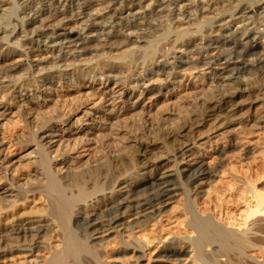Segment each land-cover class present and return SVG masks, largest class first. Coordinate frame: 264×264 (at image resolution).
Wrapping results in <instances>:
<instances>
[{"label":"bare ground","instance_id":"1","mask_svg":"<svg viewBox=\"0 0 264 264\" xmlns=\"http://www.w3.org/2000/svg\"><path fill=\"white\" fill-rule=\"evenodd\" d=\"M0 63V104L5 113L17 111L0 126L3 177L12 187L10 195L0 197V264H141L147 257L154 264H175L173 254L184 252L193 254V264H264V169L260 187L250 177L245 188L228 181L225 192L194 202L190 188L180 191L183 176L197 190L211 185L213 173L194 150L204 148L202 139L225 129L227 146H239L242 131L264 141V0H0ZM113 66L126 72L130 84H149L123 98L118 112L133 109L150 90H174L186 69L211 68L208 91L191 99L184 119L164 129L162 140L159 135L140 140L139 170L150 166L148 171L130 174L135 163L122 155L85 167L76 165L78 159L49 162V137L39 136L38 129L57 134L61 143L69 141L76 123L94 122V114L103 115L105 108L116 111L115 100L123 94L116 97L111 85L119 79L106 75ZM83 77L104 78L107 86L97 96L94 87L84 92L77 87L67 99L51 84L62 80L69 87ZM22 90L29 94L7 102L8 95ZM44 97L49 101H38ZM176 99L169 101L175 107ZM27 106L40 115V127L29 139L17 131L32 123L20 112ZM98 118L87 123L86 132L105 120ZM73 138L78 140L74 148L86 142L78 133ZM26 141H35L33 153L38 163L45 162V176L33 181L27 175L21 183L17 170L9 174L8 169ZM172 141L177 142L172 158L165 152L148 156L158 145L169 149ZM224 148L219 145L215 152ZM34 191L41 211L21 218L24 198ZM181 194L179 214L168 222L173 207L165 208ZM12 211L15 217L7 219ZM121 230L140 237L119 239L116 247L104 241Z\"/></svg>","mask_w":264,"mask_h":264},{"label":"rangeland","instance_id":"2","mask_svg":"<svg viewBox=\"0 0 264 264\" xmlns=\"http://www.w3.org/2000/svg\"><path fill=\"white\" fill-rule=\"evenodd\" d=\"M216 51L217 49H215L213 53L215 54ZM197 56L198 55L196 54L189 55V58L190 60L195 61L197 59ZM179 61L180 58L174 60L176 64H180ZM1 65L2 63H0V67ZM120 71L121 70L116 69L113 66L112 69L108 71V73L106 72V75L115 76L117 79H119L117 80L116 84L111 85V87H113L112 89L116 97H118L119 93L123 94L121 98L118 97L115 100V104L117 108L116 111L112 110V112H109L105 108L103 110V115L99 113L94 114L93 117L96 118L94 122L88 120V121H84L82 124L76 123L73 126V129L69 132L70 133V138L68 139L69 141L59 143L57 134L50 135L48 132L44 133L45 129L39 128L40 127L39 124L38 126L36 125V120L40 118V115H36L35 114L36 110L34 109L30 110L28 106L25 108H21L20 112L23 114L22 115L23 119L27 120L28 123L29 122L32 123L28 125L26 124V122L23 123L24 127L22 128L17 127V131L22 130L26 138L29 139L31 133L36 131L37 128H39L37 133L39 136L44 134L45 137H49L45 139V141H50L51 144L49 148L50 157L47 159L49 162H55L60 159H65V160L78 159L76 165L78 167H85L87 165L91 166L94 163H98L99 161L101 162L102 160H105L106 156L110 158V156L113 157V156L122 155L125 158L128 157L132 158L131 160L134 161L136 167L133 166L132 168H130V174L132 175L136 174L134 171L137 170L140 171L139 169L141 168V166L138 165V159L142 158L139 149L140 140H146L147 138H148L147 140L149 139L151 140L156 137H159L161 136L164 129H168L169 127H172V125H176L181 120L184 119L183 116L185 115V113L191 109V106L193 104L192 100H194V98L197 97V95L200 94L203 95L205 92L208 91L207 78L210 76L211 68H208L207 66H203V67L201 66L198 69H193V72H190L191 71L190 69H186L184 71L182 70L181 72H179L180 74H178L179 75L178 80L180 82L175 86L174 90L171 91L170 89H166V88H162L161 90L158 89L150 90L149 91L150 95H148L149 98L139 101V103L131 110L122 109L120 112H118L119 108L122 106L121 104L122 99L126 98L128 94L131 93V91L133 92V89L136 91L138 90L141 91L143 89L147 90L146 89L148 88L147 85H149L148 83H146L145 85H143L142 83H139L138 85H135V83L130 84L125 79L126 72L123 70L121 72ZM161 78H164V82L167 79L166 75L164 74H161ZM51 84L54 86L56 94L61 96L65 94L66 95L65 98L67 99L71 98V96H73L76 93L74 89L75 88L77 89V87L79 88L80 92H84L86 88L89 86L94 87L95 90L93 95L96 94L97 96L107 86V82H105L104 78L101 77H99L98 80L97 79L92 80L88 77L79 78L69 87H68L69 83L64 82L62 80L61 81L54 80L52 81ZM20 94L25 95L29 93L25 90H22L20 92H13L6 97L7 102L10 104L15 103L18 100V96ZM175 98H177L176 99L177 103L179 102L178 103L179 106H176L177 108L171 105V103L169 102L173 99L175 100ZM1 101L2 100H0V102ZM38 101L39 102L49 101V97L40 98ZM87 107L89 108L91 107V105L87 104ZM2 110L4 113L6 112L5 108L2 106V104H0V112H2ZM95 111H96L95 109L92 110V112ZM16 113H17L16 108H12V110L9 113L7 112L4 115L0 116V126L10 116H15ZM109 113H111V116H109ZM100 116L101 118L104 117L105 120L102 121L100 124L96 125L95 130L87 129L86 132L85 129L90 126L87 125V123H93L92 125H94L95 122L99 120L98 117ZM224 131L225 129H220L216 133H213L210 136L202 139L200 142L206 140L204 145L203 144L201 145L204 146V148L194 149V150H198L203 155L202 161L204 163V168L212 171L213 174L209 177L210 179H208L211 185L204 186L200 188V190H197L195 187L193 188L194 185V184L192 185V183L194 182L193 180H190L189 178L183 176L182 179L184 181V184L180 191L182 193V191L186 190L187 188H190L189 197L193 202L197 200L205 201L208 197L207 194H210L211 192H212L211 194L213 193L215 194L216 192L219 193L220 191L221 193H223V191L225 192V189L223 188L227 185L226 182L228 181L230 183H235L240 186L243 184L242 186L246 187V182L247 180L249 182V177H250V183L253 184L255 187H260V183H263L261 179L262 178L261 170L264 169V141H262L263 139H261L260 137L261 135H255V134L247 135L242 133L243 132L242 131L240 132L241 135L239 137L240 145L238 144L239 146L237 145L227 146V142L229 141L230 137H229V132H224ZM77 133L81 134V137L86 138V142L78 143L74 148L73 145L78 140L74 139L73 136L74 134ZM160 138L162 140V136ZM168 140L170 141L171 139ZM250 140L252 141V143H254V145L248 144V142L250 143ZM256 140L258 143H256ZM173 143L177 144V142L172 141L169 145L170 146L169 149L165 147H159L158 145V147L153 148L149 152L148 156L150 155V157H155L160 153L165 152L166 156L172 158L171 157L172 153L176 152L172 149ZM261 143L263 144L261 145ZM258 144L260 146H258ZM219 145H224L225 147L222 153L215 152V149ZM72 147L75 150L72 149ZM35 150H37L35 141L34 142L26 141L24 146L21 147V149H19L18 151H14L13 159H12L14 164L12 168L8 169V172L9 174H11L12 173L11 169H16L17 172L15 174L18 175L17 177V179L19 180L18 182L21 183L25 182L27 175L30 176L32 180L34 179L33 181H36L35 180L36 178L45 176L44 175L45 170H43L44 168L43 164L45 162L42 164L37 162L38 161L37 158H39V156L37 153L35 152L33 153V151ZM27 155H29L28 156L29 160L23 159L20 162L16 161V158L18 156L23 157ZM17 165H19V167H17ZM170 165H171L170 162L166 164V166H170ZM9 166L11 165H7V167ZM5 168H6V164H1L0 161V197L10 195L9 190L12 189V187L9 184V181L3 177ZM159 168H156V170ZM149 169H151V167L146 166L142 168L141 171L142 172L148 171ZM35 174H38L37 177ZM256 178L259 180L256 181ZM27 196L29 197H27L26 199L24 198L26 203L25 206L20 208L18 211L19 214L22 213L21 218L25 216L27 217L28 215L32 216L33 214L37 215L41 211V207L43 204L41 199H39L38 191L30 192L27 194ZM181 196L182 194L176 197V199L172 203L166 206L165 209H169L170 207L171 208L173 207L172 212L166 213V215L169 216L171 219V220L167 219L168 222L172 221V219H174V217H176V215L179 214L178 212L181 209L180 204L182 203ZM10 217L12 219L13 217H15L13 211L12 213H10V216L7 219H9ZM182 217L183 216L179 217L178 219L180 220V218L182 219ZM0 218L2 217L0 216ZM177 227L182 229L181 225H177ZM137 236L139 238L140 233H137L134 236V234L130 233L129 231L121 230L117 233L116 232L111 233L104 241L111 242V246L116 247L117 245L116 243L119 239L120 240L122 239L126 242L127 241L131 242L134 241ZM171 236H173V234L168 235V238ZM102 242L100 241L99 243ZM162 243H160L159 246H157L155 252L159 250L158 248L162 246ZM130 254H132V252L128 251L126 255L128 256ZM152 255L154 254H151L150 256ZM192 256H193L192 253H186V252L173 254L172 258L177 259L174 260L173 263L193 264L194 262L192 260ZM16 257H20V256L19 255L13 256V259L14 258L16 259ZM147 259L145 258L144 260H139V262L141 264H154L150 258L148 259L149 261ZM5 261L6 260H4V262ZM132 261H136V260H132ZM162 264H168V263H162Z\"/></svg>","mask_w":264,"mask_h":264}]
</instances>
